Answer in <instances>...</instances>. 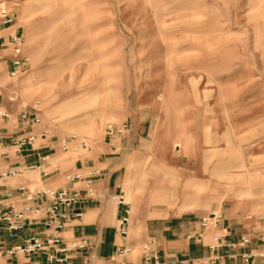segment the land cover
<instances>
[{"label": "rangeland", "instance_id": "obj_1", "mask_svg": "<svg viewBox=\"0 0 264 264\" xmlns=\"http://www.w3.org/2000/svg\"><path fill=\"white\" fill-rule=\"evenodd\" d=\"M5 2L30 60L26 74L0 77L19 112L39 101L54 141L94 147L108 124H130L116 140L130 241L174 217L190 231L213 211L264 231L245 220L264 215V0ZM58 153L52 169L80 158Z\"/></svg>", "mask_w": 264, "mask_h": 264}, {"label": "built area", "instance_id": "obj_2", "mask_svg": "<svg viewBox=\"0 0 264 264\" xmlns=\"http://www.w3.org/2000/svg\"><path fill=\"white\" fill-rule=\"evenodd\" d=\"M16 13L7 6L5 0H0V25L11 26L16 22ZM11 51V64L13 66L9 76L16 79L29 71L30 60L25 52V41L21 34L10 35L9 46ZM8 102L16 104L19 95L12 88ZM19 131L9 133L0 130V161L8 159L11 155H23L33 147L37 140H53V129L44 124L41 117L40 102L36 101L31 107L17 113ZM15 113L0 106V125L14 119ZM131 126L128 122L121 124L110 123L106 127V136L109 140L127 136ZM58 147L63 152L71 149L76 153H86L93 149V144L88 138H78L72 135L68 138L57 139ZM46 158L41 159L40 164H18L9 167H0V230L7 231L16 236L26 230L30 223L42 224L43 234H34L22 244L6 247L4 241L0 244V257L13 258L18 256L31 257L45 254L47 264H78L72 262V253H81L88 248L85 239H74L65 242L60 233L66 228V223L78 219L81 212L76 207L86 198L92 199L96 192L94 180L100 176L97 170L89 171L88 175L82 173L66 174L68 183L83 181L84 193L73 188L52 189L41 181L36 184H23L14 188H7L9 183L28 172H39L40 177H47L49 170L42 164ZM111 200L122 206L123 215L119 221L118 232L123 237L130 234L132 215L131 206L126 202L122 193L112 195ZM245 220L264 224V215H248ZM197 228L187 235V240L206 244L212 252L209 261L213 264L223 258L241 260V264H253V260L264 259V252L248 249L252 240L264 243V232L257 231L254 236L243 235L237 240H229L230 230L225 225L223 211H213L198 218ZM142 264H168L163 252L156 242L148 238L141 245ZM133 252V247L125 246L117 250L116 256L125 259ZM95 258V255L92 256ZM79 264H90L85 261ZM172 264H185L184 261H176Z\"/></svg>", "mask_w": 264, "mask_h": 264}, {"label": "crops", "instance_id": "obj_3", "mask_svg": "<svg viewBox=\"0 0 264 264\" xmlns=\"http://www.w3.org/2000/svg\"><path fill=\"white\" fill-rule=\"evenodd\" d=\"M13 7L10 8L13 9ZM13 11L15 12V9ZM12 34L23 35L22 28L18 25V15L13 25L9 27L0 25V77L9 75L13 69L10 62L11 51L8 47L10 35ZM11 90L12 88L9 86L2 87L0 85V106L15 113L14 119L0 125V130L17 133L19 126L16 121V115L19 111L16 104L8 102ZM54 140H37L33 147L29 148L23 155H11L8 159L0 161V167H9L18 164H40L41 159L47 157V160L42 162V164L48 170H52L47 177H40L38 172H28L14 179L13 183H9L7 188L18 187L23 184H36L34 180L37 178L39 179L38 182L41 181L52 189L73 188L84 193L85 184L83 181L68 183L65 180V175L82 173L86 176L91 170L99 171L100 176L94 180L95 197L84 199L76 207V211L81 212L82 216L68 221L66 228L60 233L65 242L74 239H85L88 242L87 249L81 253H72V262L78 264L85 261H90V264H142L141 251L138 258H132L134 248L137 246L140 249L142 243L137 245L138 242L134 240L130 241L129 236L123 237L119 234V221L123 215L124 208L111 200L112 195L121 192L122 173L125 170L123 165H120L123 155H119V148L116 144L117 139L109 140L105 135V139L100 146L97 147L96 145V147H93L91 151L86 153H76L80 158H77L73 168L67 172L62 169L61 165L52 169V164L58 162L52 156H59L58 152L61 151L57 140ZM137 212L139 213L138 206ZM224 215L225 225L230 230L229 240H237L246 234L254 236L255 232L261 231L255 228L244 231L240 222H232L226 213ZM176 219H179V217L172 219L175 221L166 220L169 224L152 226L148 229V238L153 239L162 250L165 261L168 264L176 261H184L185 264H213L209 261L212 252L206 246L207 240L205 244H202L191 242L186 238L189 233L198 227L197 224L189 231V228L185 224L176 221ZM136 224L139 225V220L136 221ZM241 228H243L242 231L240 230ZM43 233L44 226L42 224H35L34 222L30 223L25 231L16 236L7 231L0 230V244L4 241L6 247L19 245L30 236ZM125 246L133 247V252L125 259L118 258L116 256L117 250ZM249 249L264 252V243H259L254 239L246 250ZM93 255H95V258H92ZM0 264H47V262L45 254H38L31 257H0ZM215 264H241V260L237 259L234 261L225 257ZM253 264H264V259L256 258L253 260Z\"/></svg>", "mask_w": 264, "mask_h": 264}, {"label": "bare ground", "instance_id": "obj_4", "mask_svg": "<svg viewBox=\"0 0 264 264\" xmlns=\"http://www.w3.org/2000/svg\"><path fill=\"white\" fill-rule=\"evenodd\" d=\"M38 174H39V172H38ZM12 181H13V180H12ZM12 181H11V182H12ZM11 182H10V183H11ZM131 215H132V211H131Z\"/></svg>", "mask_w": 264, "mask_h": 264}]
</instances>
